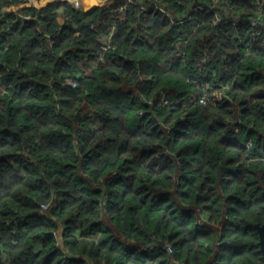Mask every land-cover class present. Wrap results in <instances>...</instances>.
Here are the masks:
<instances>
[{
	"label": "trees",
	"instance_id": "trees-1",
	"mask_svg": "<svg viewBox=\"0 0 264 264\" xmlns=\"http://www.w3.org/2000/svg\"><path fill=\"white\" fill-rule=\"evenodd\" d=\"M28 2L0 0V264H264V0Z\"/></svg>",
	"mask_w": 264,
	"mask_h": 264
},
{
	"label": "rangeland",
	"instance_id": "rangeland-1",
	"mask_svg": "<svg viewBox=\"0 0 264 264\" xmlns=\"http://www.w3.org/2000/svg\"><path fill=\"white\" fill-rule=\"evenodd\" d=\"M30 4L35 5V6H43L45 5L47 2H49L50 0H28ZM55 1V0H54ZM105 1L107 0H82L81 1V10L82 9H87V8H91V7H95L98 5L103 4ZM17 8V6L15 7V9Z\"/></svg>",
	"mask_w": 264,
	"mask_h": 264
},
{
	"label": "water",
	"instance_id": "water-1",
	"mask_svg": "<svg viewBox=\"0 0 264 264\" xmlns=\"http://www.w3.org/2000/svg\"><path fill=\"white\" fill-rule=\"evenodd\" d=\"M259 231H260V236H261L260 244H261V248L264 252V225L259 227Z\"/></svg>",
	"mask_w": 264,
	"mask_h": 264
},
{
	"label": "built area",
	"instance_id": "built-area-1",
	"mask_svg": "<svg viewBox=\"0 0 264 264\" xmlns=\"http://www.w3.org/2000/svg\"><path fill=\"white\" fill-rule=\"evenodd\" d=\"M65 1L70 2V4L76 9L81 8V0H65Z\"/></svg>",
	"mask_w": 264,
	"mask_h": 264
},
{
	"label": "clouds",
	"instance_id": "clouds-1",
	"mask_svg": "<svg viewBox=\"0 0 264 264\" xmlns=\"http://www.w3.org/2000/svg\"><path fill=\"white\" fill-rule=\"evenodd\" d=\"M50 1H54V0H50ZM55 1H57V0H55ZM62 1V0H61ZM82 1V0H81ZM29 3V2H28ZM70 3V2H69ZM82 4V3H81ZM76 9V8H75ZM79 10H81V9H79Z\"/></svg>",
	"mask_w": 264,
	"mask_h": 264
}]
</instances>
